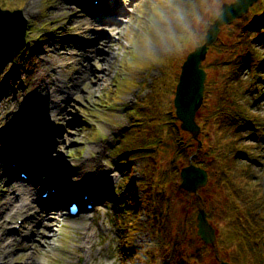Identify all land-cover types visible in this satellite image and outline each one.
Returning <instances> with one entry per match:
<instances>
[{"label":"rangeland","instance_id":"obj_1","mask_svg":"<svg viewBox=\"0 0 264 264\" xmlns=\"http://www.w3.org/2000/svg\"><path fill=\"white\" fill-rule=\"evenodd\" d=\"M232 1L0 0L2 7L20 8L27 20L24 48L0 69V264H29L30 258L37 264H82L88 237L89 264H218V258L248 264V255L264 264L261 245L247 246L238 234L240 214L213 158L221 153L215 112L241 86L234 101H249L258 125H238L236 135L233 125L228 136L251 146L253 155L242 160L264 202V0L221 26L202 61L207 75L196 120L204 147L194 162L209 171L207 186L197 194L216 229L218 258L196 232L197 194L178 186L180 168L188 163L186 140L196 147L174 114L181 65L202 44L221 5ZM109 8L119 11L111 15L120 23L112 38L102 22L111 21ZM253 21L257 26L251 28ZM101 42L112 53L98 72L97 59L105 54ZM243 57L248 62L239 69ZM221 120L230 126L226 117ZM23 167L28 180L20 178ZM44 179L55 184L49 202L23 199L20 181L40 199ZM85 191L99 202L68 217L70 198ZM16 203L27 207L12 215ZM44 208L51 216L42 222L43 213L35 211ZM13 226L19 234L10 241Z\"/></svg>","mask_w":264,"mask_h":264},{"label":"water","instance_id":"obj_2","mask_svg":"<svg viewBox=\"0 0 264 264\" xmlns=\"http://www.w3.org/2000/svg\"><path fill=\"white\" fill-rule=\"evenodd\" d=\"M258 0H234L224 2L221 11L210 24L203 44L196 46L186 57L181 66L179 80L176 85L174 107L176 117L180 120V128L191 133L196 139L200 127L195 121L196 113L203 101L206 72L201 68L208 46L212 44L219 33L220 26L231 23L235 18L246 13L250 6ZM27 20L22 11L1 9L0 7V69L12 57L14 52L23 48L25 44V30ZM180 188L188 192H196L208 180L207 171L190 163L180 171ZM197 234L207 244L215 245L216 231L207 219L204 208H199L197 214ZM219 264H230L220 260Z\"/></svg>","mask_w":264,"mask_h":264},{"label":"trees","instance_id":"obj_3","mask_svg":"<svg viewBox=\"0 0 264 264\" xmlns=\"http://www.w3.org/2000/svg\"><path fill=\"white\" fill-rule=\"evenodd\" d=\"M259 22H261L262 26H264V19ZM250 24L252 25L251 28L257 26V22L254 21ZM170 45L173 46L175 44L170 43ZM244 64H246L245 57H243L241 62L239 63V69ZM236 93L237 92L233 93L231 97H234ZM247 102L249 103V101ZM247 102H241L237 99L236 102L234 100L232 101L231 99L223 100L222 105L220 104V106L217 107L218 109L215 113L220 114V118L215 121V124L217 125L218 129L217 143L219 144L218 146L220 147L221 153L213 158H215V162L218 160L222 166L221 169L222 173L224 174L222 175V178L228 185L235 210L238 212V214H240L238 217L241 218V221L237 223V225L240 226L238 227V234L242 236V239L245 240L247 246H252V244H249L250 242H252L255 244V246L261 245V250L263 251L264 202L261 199L263 194L260 192V187H258L256 184H252V177L249 174L246 165L241 160V157L249 156V154L251 153L250 147L239 144V142H237V139L231 138L233 136H228V134H230V131L227 129L233 128L234 125L233 129L236 130V132H234L233 135H236L239 133V128L237 127L238 125H240L241 127L247 124H250L252 126L257 125L255 120L251 119L252 114L251 111H249L250 109L248 108L251 107V105L249 106ZM216 114H213V116ZM213 116H211V118ZM224 117L229 120V127H225L223 125V121L221 119H223ZM219 121L220 123H218ZM208 122V118H206L205 122L203 123V127L206 126ZM179 131V128H176V133L174 135L176 136L175 141L177 142V144L181 145L182 140ZM192 143L193 142L191 139L188 138L186 140V151L184 154L186 159H188V157L191 156V154L196 149L195 147V149L192 150ZM195 160L196 158L193 157V161ZM203 166L207 165L203 164ZM251 190H256V196L252 195ZM260 217L262 218V224L258 221V218ZM136 224L137 222L134 224L135 228L137 227ZM125 225V231L127 233L130 232V228L127 227V224ZM247 236L249 237L248 240ZM248 256V264H256L254 255Z\"/></svg>","mask_w":264,"mask_h":264},{"label":"bare ground","instance_id":"obj_4","mask_svg":"<svg viewBox=\"0 0 264 264\" xmlns=\"http://www.w3.org/2000/svg\"><path fill=\"white\" fill-rule=\"evenodd\" d=\"M107 8V7H106ZM105 8V9H106ZM105 11V10H104ZM106 13H109L108 14V17L109 18H111L110 20L111 21H108V20H103L102 22H103V24H108L109 25V29H108V34H107V36L108 37H110V38H112L113 37V34H112V31H114V33H117V30H118V27L120 26V23H119V20L118 21H114V19H113V17L114 16H111V15H114V14H117V12L119 13V11H117V8H115L114 10H112V8H109V9H107L106 11H105ZM112 12V13H111ZM120 13L122 14V15H124V13L123 12H121L120 11ZM90 39V38H89ZM88 39V40H89ZM103 41H105L104 40V37H102L101 38ZM97 41H99L98 39H96V37H95V39H94V42H97ZM111 41V40H110ZM89 42H90V40H89ZM101 45H105V48H104V51H105V54H104V56H102V58H98L97 60H98V64H99V71L98 72H102L103 71V64L105 63V61H106V59H107V56H108V54H111L112 53V51H111V45L108 43V44H103V42H101ZM105 57V58H104ZM85 182V181H84ZM17 187H19L20 188V190H22L21 191V193H22V195L24 196V198L23 199H28V198H30V200H31V203H40V201H41V198L40 199H36L35 197H33L32 196V193H31V191L28 189V188H26L25 187V184L23 183V182H19V184H17L16 185ZM31 196H32V199H31ZM5 198H6V204H8L9 203V196H5ZM22 200V199H21ZM46 202V201H45ZM47 203V202H46ZM49 204V203H48ZM29 205V204H28ZM9 206V205H8ZM26 207H27V205H26ZM25 207V208H26ZM20 210V209H19ZM44 210H45V213H43V217H42V222H43V218L44 217H47V216H51V215H47L48 213L47 212H50L48 209H45L44 208ZM48 210V211H47ZM35 213L36 214H38L39 215V211H35ZM52 219L54 220V218L52 217ZM28 234H29V232H28ZM14 238H18V234H15L14 232H11L10 233V240H12V239H14ZM25 239H27V237H25ZM91 239H90V237H88V243L90 244V246H88V248H86V246L85 245H82V248H83V252H84V255H85V259L83 260V263L82 264H89V262H90V260H92L93 258L91 257L92 256V253H91ZM86 252H89V256L88 257H86ZM30 263L29 264H37L36 262H35V260L33 259V258H30V261H29Z\"/></svg>","mask_w":264,"mask_h":264},{"label":"clouds","instance_id":"obj_5","mask_svg":"<svg viewBox=\"0 0 264 264\" xmlns=\"http://www.w3.org/2000/svg\"><path fill=\"white\" fill-rule=\"evenodd\" d=\"M191 39L192 41H196L198 39V34L196 31H193L192 34H191Z\"/></svg>","mask_w":264,"mask_h":264}]
</instances>
